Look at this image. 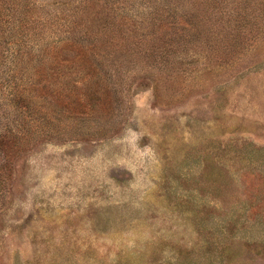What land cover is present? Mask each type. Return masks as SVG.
Listing matches in <instances>:
<instances>
[{
  "label": "rangeland",
  "instance_id": "obj_1",
  "mask_svg": "<svg viewBox=\"0 0 264 264\" xmlns=\"http://www.w3.org/2000/svg\"><path fill=\"white\" fill-rule=\"evenodd\" d=\"M0 264H264V0H0Z\"/></svg>",
  "mask_w": 264,
  "mask_h": 264
}]
</instances>
